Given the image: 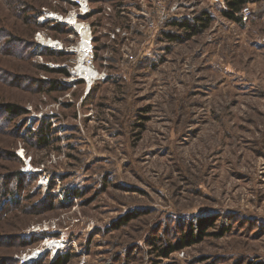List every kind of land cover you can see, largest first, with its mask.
Segmentation results:
<instances>
[{
	"label": "rangeland",
	"instance_id": "1",
	"mask_svg": "<svg viewBox=\"0 0 264 264\" xmlns=\"http://www.w3.org/2000/svg\"><path fill=\"white\" fill-rule=\"evenodd\" d=\"M247 6L0 0V264H264V0ZM73 13L91 86L50 16Z\"/></svg>",
	"mask_w": 264,
	"mask_h": 264
},
{
	"label": "trees",
	"instance_id": "2",
	"mask_svg": "<svg viewBox=\"0 0 264 264\" xmlns=\"http://www.w3.org/2000/svg\"><path fill=\"white\" fill-rule=\"evenodd\" d=\"M260 0H225V4L227 9L222 11V14L225 18L231 20V21H235V22H242V19L238 16L240 14V12L243 10V8L245 6H247L249 3H257ZM210 18L205 17V15L203 16L202 19H198L197 22H190V21H175L173 25H177L178 27L182 28V29H186L189 30L190 33L189 35L195 36L201 32L206 31L209 28L210 25ZM9 112H13L14 109L13 108H9L8 110ZM49 133H40V142L44 143V144H48L49 143ZM15 159H17L20 162V159L17 156H14ZM194 238H189L186 240H181L178 244L173 245V246H169L166 250H163V255L169 256L171 253L175 252V251H179L183 248H185L188 244L193 243ZM67 261V258L63 257L58 264H65Z\"/></svg>",
	"mask_w": 264,
	"mask_h": 264
},
{
	"label": "bare ground",
	"instance_id": "3",
	"mask_svg": "<svg viewBox=\"0 0 264 264\" xmlns=\"http://www.w3.org/2000/svg\"><path fill=\"white\" fill-rule=\"evenodd\" d=\"M83 7L85 8L86 5L84 4ZM50 16L52 18L60 19L62 22L66 23V24L74 25L76 27V29L78 30V32L81 34L82 42L79 45V47L77 48V53H78L79 60H78V62L76 64L77 65L76 72L83 79H86V81L88 82L87 84H89L91 86L93 81H94V79H95V77L98 75V73L96 72L95 68H93L91 65L87 64V62H86L88 59L91 58L90 57V54H91L90 39L91 38H90V33H89L88 26L85 25V24L79 23V21L77 20V15L74 14V13L71 14L69 17H62V16H58V15H54V14H51ZM42 41L49 48H54V49H61L62 48L61 43L56 42V41H54L52 39H46V38L42 37ZM76 72L74 73L75 75H76ZM47 246L49 248L50 247L60 248L62 246V242H56V241L49 242V243H47ZM47 251H50V250L47 249L44 252V254ZM35 255H42V253L41 252H36ZM41 257H38L37 259H39ZM37 259L33 260L32 263L34 261H36Z\"/></svg>",
	"mask_w": 264,
	"mask_h": 264
},
{
	"label": "built area",
	"instance_id": "4",
	"mask_svg": "<svg viewBox=\"0 0 264 264\" xmlns=\"http://www.w3.org/2000/svg\"><path fill=\"white\" fill-rule=\"evenodd\" d=\"M238 16L242 19V21H248L252 16L250 7L245 6Z\"/></svg>",
	"mask_w": 264,
	"mask_h": 264
},
{
	"label": "crops",
	"instance_id": "5",
	"mask_svg": "<svg viewBox=\"0 0 264 264\" xmlns=\"http://www.w3.org/2000/svg\"><path fill=\"white\" fill-rule=\"evenodd\" d=\"M224 10H226V9H224Z\"/></svg>",
	"mask_w": 264,
	"mask_h": 264
}]
</instances>
